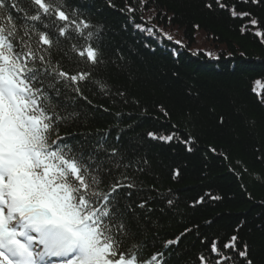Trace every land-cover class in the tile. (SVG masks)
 Instances as JSON below:
<instances>
[{
  "label": "trees",
  "instance_id": "trees-1",
  "mask_svg": "<svg viewBox=\"0 0 264 264\" xmlns=\"http://www.w3.org/2000/svg\"><path fill=\"white\" fill-rule=\"evenodd\" d=\"M222 2L264 19V0ZM66 3L98 33L105 63L97 79L106 81L107 88L82 86L92 103L81 101L80 119L60 135L77 143L106 133L134 171L147 161L145 172L136 175L148 195L154 187L174 201L172 208L150 203L154 230L147 234V253L163 251L165 264H198L200 251H207L202 239L235 234L240 226L239 236L252 246L254 264H264V160L256 152L264 148V106L252 92L256 87L264 95L254 84L257 79L264 83V37L255 35L256 28L241 31L248 18L232 17L227 9L208 10L204 0ZM126 5L139 7L130 13ZM72 43L79 46L82 41ZM69 56L76 59L71 51ZM238 110L258 122L254 132L235 115ZM213 113L227 117L223 129L215 128ZM149 132H175L179 139L166 143L150 138ZM187 134L197 137L191 152L182 142ZM175 168L181 176L174 179ZM202 196L203 204L193 207ZM185 229L191 231L179 244L163 247Z\"/></svg>",
  "mask_w": 264,
  "mask_h": 264
},
{
  "label": "snow or ice",
  "instance_id": "snow-or-ice-1",
  "mask_svg": "<svg viewBox=\"0 0 264 264\" xmlns=\"http://www.w3.org/2000/svg\"><path fill=\"white\" fill-rule=\"evenodd\" d=\"M204 6L248 18L241 31L256 28L255 35L264 37V19L250 11H238L222 0H204ZM138 7L126 5L130 13ZM93 29L66 0H0V264H165L163 251L147 253V234L154 230L149 205L160 202L172 208L174 201L154 187L148 195L136 175L145 172L147 161L134 171L106 133L77 143L60 135L80 119L79 103H92L82 86L107 88L106 81L97 79L105 60ZM73 39L82 43L77 46ZM254 84L264 90L260 79ZM252 92L264 106V95L256 87ZM213 114L215 128L223 129L227 117ZM235 115L250 133L255 131L257 121L240 110ZM188 119L195 127L191 114ZM147 135L166 143L179 139L175 132ZM196 140L185 136L187 151ZM256 152L264 160V148ZM171 175L180 177V169ZM203 202L202 196L193 207ZM190 231L164 241L163 247L179 244ZM239 231L237 226L235 234L202 239L207 251H200L198 264H254L252 246Z\"/></svg>",
  "mask_w": 264,
  "mask_h": 264
}]
</instances>
